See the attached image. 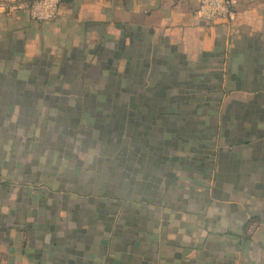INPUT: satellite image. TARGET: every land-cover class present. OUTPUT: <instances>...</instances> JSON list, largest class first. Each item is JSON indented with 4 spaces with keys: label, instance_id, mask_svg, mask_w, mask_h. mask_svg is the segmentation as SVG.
I'll use <instances>...</instances> for the list:
<instances>
[{
    "label": "crops",
    "instance_id": "1",
    "mask_svg": "<svg viewBox=\"0 0 264 264\" xmlns=\"http://www.w3.org/2000/svg\"><path fill=\"white\" fill-rule=\"evenodd\" d=\"M234 11L0 12V264H264V0ZM82 117L120 150L107 171L72 169Z\"/></svg>",
    "mask_w": 264,
    "mask_h": 264
},
{
    "label": "rangeland",
    "instance_id": "2",
    "mask_svg": "<svg viewBox=\"0 0 264 264\" xmlns=\"http://www.w3.org/2000/svg\"><path fill=\"white\" fill-rule=\"evenodd\" d=\"M80 120L81 121L83 120L84 122L79 127L82 128L85 131L84 134H86L89 137V139L86 142H83V143H87L86 147L83 150H81L80 148L74 149L73 147L70 146L72 143L70 142V140L68 141L67 138L63 139L65 142L62 145L64 148L68 149V155L70 156L69 158L74 161L75 166L72 168L74 173L84 175V174H92V173L95 174V173L100 172V171L101 172L107 171V164L106 163H105V166L102 168V165L106 161V158L108 156H112V155L117 156L116 153H118L120 150L117 148L112 149V148H114L113 146L115 144H113L112 147H109L108 141L110 140L109 139L110 134L103 131V129H105L104 126L101 128V131L99 132V134H97L98 136L93 139L94 134L91 133L92 127L90 128V130L88 127L89 118L82 117V118H80ZM122 135L123 134H119L118 137L121 138ZM90 136L92 137L93 140L91 139ZM56 138H57V136H56ZM56 138H55V140H56ZM76 141H78V140H76ZM97 143L100 146V148L96 150L95 148L97 146L96 145ZM91 145H94V146L96 145L94 150H93V153L91 152V150H89L90 147H92ZM102 145L105 146V148ZM53 151H54L53 154H55V155L57 154V156H59V158H57V160L55 162L56 163L55 165L61 166L62 168H64L66 165V159H65V153H64L63 149L55 148ZM59 151H62V152H59ZM73 153L76 154L77 157H71ZM95 154L98 155V157H96ZM46 163H48V160ZM69 168H70V166H68V170H69ZM99 181H100V179H99ZM100 182H101V184L103 183L102 181H100ZM105 182H107V181H105ZM83 186H82L83 190L84 189L85 190L91 189L90 186L87 184H85Z\"/></svg>",
    "mask_w": 264,
    "mask_h": 264
},
{
    "label": "built area",
    "instance_id": "3",
    "mask_svg": "<svg viewBox=\"0 0 264 264\" xmlns=\"http://www.w3.org/2000/svg\"><path fill=\"white\" fill-rule=\"evenodd\" d=\"M196 15L202 19L227 18L234 19V7L238 0H194ZM62 0H18L8 3L0 0V12L9 9H20L36 21H54L58 16V9Z\"/></svg>",
    "mask_w": 264,
    "mask_h": 264
}]
</instances>
